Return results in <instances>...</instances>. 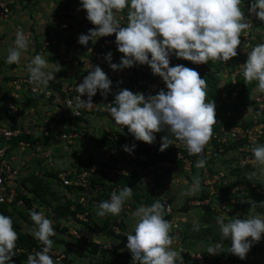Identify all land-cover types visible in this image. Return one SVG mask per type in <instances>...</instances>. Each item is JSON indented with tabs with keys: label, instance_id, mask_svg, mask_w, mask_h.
<instances>
[{
	"label": "clouds",
	"instance_id": "9594fccd",
	"mask_svg": "<svg viewBox=\"0 0 264 264\" xmlns=\"http://www.w3.org/2000/svg\"><path fill=\"white\" fill-rule=\"evenodd\" d=\"M87 20L95 26L87 34L78 37V43L86 46L98 38L115 34L117 51L122 54L119 63H112V53L105 55L113 71L147 65L154 76L163 81L166 91L145 96L121 89L114 100L106 105L116 125L126 127L137 141L151 145L155 134L164 133L159 150L163 152L175 141L182 142L189 155L200 156L197 168L206 166L204 147L213 134L215 104L207 99V81L195 69L183 65L170 67L169 57L174 53L196 65L211 61H229L237 55L241 34L250 30L252 24L242 11V0H80ZM128 8L127 24L122 26L119 13ZM249 14L264 21V0H252ZM259 30V29H257ZM30 38L23 29H17L14 46L8 48L6 63L19 64L28 52ZM243 69L246 82L257 81L256 90L264 93V43L251 46ZM91 52V49H88ZM29 81L38 88L46 89L55 80V74L62 71L58 63H50L42 54L30 58L26 65ZM87 76L75 87L76 95L69 99L68 108L93 107L92 98L99 90L106 98L112 81L99 66L87 65ZM87 100H82V96ZM207 100V102H206ZM248 113L253 109L248 108ZM257 115L259 113H256ZM125 145L129 154L134 150ZM255 163L264 171V144H255L251 149ZM127 176L128 173L122 172ZM255 173H249L253 176ZM200 179L193 177V183L185 194L200 191ZM146 187L145 182L140 185ZM133 196V189L123 187L110 194V200L98 204V216L119 215L124 204ZM254 205H257L253 203ZM259 205L264 206V202ZM36 205L29 210L35 227L32 235L42 244V249L29 254L27 264H56L49 255L54 246L50 237L57 235L53 221L45 210L36 211ZM166 206L156 200L150 206H138L132 213L135 224L126 236V248L131 253L132 264H184L181 250L173 247L171 235L173 225L165 218ZM223 240H230L228 251L241 260L246 258L253 243H258L264 234V214L246 215L243 218L216 216ZM248 238H251L250 240ZM19 235L13 227L11 217L0 214V264H10ZM223 240L210 243L207 252L218 255L225 248Z\"/></svg>",
	"mask_w": 264,
	"mask_h": 264
},
{
	"label": "built area",
	"instance_id": "2783aa9c",
	"mask_svg": "<svg viewBox=\"0 0 264 264\" xmlns=\"http://www.w3.org/2000/svg\"><path fill=\"white\" fill-rule=\"evenodd\" d=\"M11 3L12 0H0V19L9 17ZM119 17L121 25L126 26L124 24L126 16L123 19L121 15ZM68 27L69 25H64L60 28L65 30L69 29ZM72 39L68 36L60 42L55 39L43 42L39 53L44 51L50 54V51L46 50L48 47L59 46L58 50L54 51L57 54L56 57L50 55L45 58L49 59L50 63L59 58V64L61 63V67H64L61 72L55 74V80L50 82L46 89L38 88L29 81V74L26 71L28 62H24L18 68L17 65L9 73L0 69V205L4 206L6 211L12 213L16 219L18 233L28 235L33 239L35 237L31 229L35 225L30 219L29 210L33 208V205H36V211L40 208L45 210L47 218L53 221V227L57 226L55 230L61 232L57 234V237L62 238L57 239L61 247L55 249L53 246L49 253L56 264H65L66 258L70 260V264H74L73 257L89 249L87 244L92 237L96 238L92 242L98 246L99 251L110 256L116 255L128 264H132L131 253L126 248L127 233L120 228L122 218L116 219L109 225L111 233L120 238L99 232L90 233L85 227L88 221V209L98 205L96 197L102 189L97 182L90 185L89 178L97 171L108 177L122 175L125 171L127 173L134 171L139 185L143 181L146 183V189L154 190L153 171L155 168L174 167L165 161L151 164L147 158V155L152 154L160 145L164 133L155 134V142L151 145L137 141L126 127L119 131L122 126L114 123L106 107L114 100L119 86L133 93H143L145 96L155 95L161 89L166 91V87L160 77L149 75L147 65H134L131 68L113 71L100 54L88 45L82 46ZM240 40L241 44L236 49L237 55L231 58L237 63L236 65L246 62L247 52L251 51L248 45L253 46L246 34H241ZM103 44L116 50L115 34L106 37ZM88 49H91V52ZM169 59L177 60L183 65L191 64L195 69L200 68V65L177 59L174 53ZM88 64L99 66L107 74L108 79L112 81L111 90L106 98L102 97L98 90L92 98L94 106L91 108H68L69 99L77 94L75 87L88 74L86 71ZM66 66L68 68H65ZM242 72L241 69V71H235L234 74ZM256 86L257 83L251 86L254 89L249 90L250 97L253 94L252 102L264 106V93L258 92ZM216 89L214 103L218 109L231 102L235 104L239 98V92L234 88L233 81L227 85L217 82ZM81 99L87 100V96H82ZM247 119L248 123L245 125L244 122H237L228 128L221 125L213 132L211 138L218 143H224L228 137L232 138L231 140L255 141V137L261 134L264 127L258 123V119L250 115ZM120 139L124 141L123 146L127 145L131 148L135 145L134 148H140L136 161L137 163L144 162V164L130 163L131 154H125L124 162L121 164L116 161L118 153L124 151L123 147L115 149L108 147L105 143L116 142ZM180 147L186 146L180 141H175L170 146L175 151V159L182 162L181 169L188 172L191 168V160L183 157L178 150ZM49 173L55 174V177H48ZM29 178L41 179L52 190L60 192L62 198L59 203H63L64 200L69 201L68 210L74 212L73 217L53 219L54 203L51 206H45L33 196L28 190L30 188ZM160 201L166 206L165 217H168L167 220L173 225L171 232L173 234L177 230L178 218L167 201ZM123 213H131L128 205H124ZM177 239L174 236L173 245L179 244ZM42 247L40 243L38 251ZM177 250H181V254L185 255L184 264H207L203 252H190L181 248ZM15 252L17 256L21 254L24 256L25 263H27L28 255L33 254L32 251H26L21 247L16 248ZM214 264L233 263L225 257H219Z\"/></svg>",
	"mask_w": 264,
	"mask_h": 264
},
{
	"label": "rangeland",
	"instance_id": "374dc122",
	"mask_svg": "<svg viewBox=\"0 0 264 264\" xmlns=\"http://www.w3.org/2000/svg\"><path fill=\"white\" fill-rule=\"evenodd\" d=\"M251 3L252 0H242V11L245 14V18L249 19L252 24V28L245 30L242 34H246L250 43L255 46L264 43V21L257 19L255 14H249L248 8ZM9 8L11 10L9 17L7 19H0V69L7 73L11 69L16 68L17 65L18 68L24 62L29 63L30 58L36 54H42L44 57H49L50 55L56 57L57 54L54 51L56 49L58 50L59 46L48 47L46 50L50 51V54L44 51L39 53L45 40L55 39L60 42L69 36L70 39L75 38L72 41L78 42V37L81 34H87L90 29L95 28L87 20V14L81 8L80 0H12ZM128 11L129 9L125 8L122 13L118 14L119 16L121 15L122 19L126 16V19H124L125 25L127 24ZM64 25H69V29L63 30L60 28ZM17 29H23L25 34L29 36V50L22 55L20 65L8 64L6 63L7 50L14 46ZM31 38L34 43L31 41ZM87 45L96 51V53L99 50L97 40L95 43L89 41ZM105 51L108 52L109 49ZM115 51L117 52V50ZM60 55L62 56L61 52ZM59 60L57 58L51 62L59 64ZM119 60L118 58V60L111 62L118 64ZM208 64H210L208 68H199L202 74H206L207 72L212 73L217 80L216 82L221 85H227L230 81H233L234 88L239 92V98L235 104L231 102L229 105L219 107V109L223 107L222 121L228 123L222 126L224 128L232 127L237 122L247 124V118L250 115L258 119V123L264 127V106H259L256 102H252L253 94L250 97L249 90L254 89V87L251 88L250 86L248 89L245 88L247 82L244 79L243 72L241 74H234L237 70L241 71L242 68L239 66L244 63L236 65L237 63L230 59L225 62L222 60H210ZM59 65L61 66L62 64L60 63ZM176 65L183 64L177 60L173 64H169L170 67ZM61 68L64 69L63 66ZM150 70L148 67L149 72ZM121 89L125 88L119 86L118 91ZM214 104L215 113L217 114V110L219 109L216 108V103ZM249 107L253 109L251 113L247 111ZM256 113L259 114L257 115ZM263 131L264 128H262L261 134L258 135L259 137L263 136ZM257 137H255V141H247V139L231 140L232 138L230 139L228 137L224 143H218L211 138L208 144L205 145L203 156L206 159V166L204 168H197L195 166V170L193 171L195 173L194 176L200 179L201 190L195 194L189 193L185 203L174 212L178 218L177 223L179 224L177 230L173 233L174 235L171 234L173 237L176 236L178 238L177 241L179 244L173 245L175 249L181 248L190 252L204 251V253H208L207 247L210 243L214 244L223 240L216 222V216L219 214H224L229 217L239 214V218L257 213L264 214V206L259 205L261 202H257L252 196L253 191L255 194H261L264 191V171H261V166L255 163L251 151L255 144H264V139L262 142H259V137ZM124 153L119 152L116 158V161L120 164L124 162V157L126 156ZM127 154L130 155L129 153ZM199 159L195 160V164ZM168 169L170 171L173 169L180 170L181 168H164L159 166L153 171L154 177H157L160 173L168 172L166 171ZM249 173H255V175L249 176ZM185 180L190 182L187 176H185ZM192 183L193 181L188 183V187L185 189L187 193ZM113 191L119 192L118 189L109 191L107 200H110V194ZM55 193L59 196L61 195L60 192ZM138 198L136 200L131 198L132 201L129 200L124 205H128L130 208L136 204L140 205V197ZM88 211L87 226H84L89 229L90 233L93 232L94 234L99 231L98 229L102 223L109 225L114 223L120 215L123 216L122 212L119 215L109 214L103 217L98 216V205L89 207ZM55 231L57 234H61L60 231ZM50 239L54 241L55 249L61 247L57 239L62 238L56 235L50 237ZM248 239L250 240L251 238ZM92 240H96V238L92 237ZM92 240L87 244L89 249H85L84 253H77L73 257L74 264L124 263V260L118 259L116 255L110 256L99 251L98 246ZM223 242L225 248L221 250L218 256L239 259L228 251V248L231 247V241L223 240ZM183 256L185 257V255ZM242 261L245 264H264V234H262L260 242L253 243L246 258Z\"/></svg>",
	"mask_w": 264,
	"mask_h": 264
},
{
	"label": "trees",
	"instance_id": "16d2710c",
	"mask_svg": "<svg viewBox=\"0 0 264 264\" xmlns=\"http://www.w3.org/2000/svg\"><path fill=\"white\" fill-rule=\"evenodd\" d=\"M111 40L113 41V39H111ZM174 62H175L174 60L170 59V64H173ZM183 66L190 68V69H195L192 67L191 64L185 63ZM200 67L201 68H203V67L208 68V67H210V64H201ZM195 70L200 74L201 78H204L207 81V87H208V89L206 90L207 98L209 100H212V101L215 100L216 92H217V89H216V84H217L216 81L217 80H216V78L210 72H207L206 74H202L200 72V69H195ZM133 79H136V77H133ZM255 83H258V82L257 81H253L251 83L247 82L245 84V86H246L245 88L248 89L250 86H253ZM222 108L223 107H221L219 110H217V114L215 116L217 124H215L213 126V132L216 131L221 125L228 124V123H225L224 121H222V118H221V116L223 114ZM262 135L263 136H260L258 138L259 142H262V140L264 139V131H263ZM123 143H124V141L122 139H120L119 141L105 143V144L108 147L119 149V148L123 147ZM159 148H160V145L156 148V150L152 154L147 155V158L151 164H156L158 162L165 161V162L173 165L176 168L180 169L182 167V162L175 159V151L173 149H171L169 147L166 150H164L163 152H161L159 150ZM178 150H179V152H181L183 157L189 158L191 160V168L194 166L195 160L199 159V157H200L197 155H189L186 147H180ZM139 151H140L139 147L134 148V150L131 153L130 163H133V162L137 163L136 155L139 153ZM137 164H144V162H142V163L138 162ZM166 171H169V169ZM54 175L55 174H53V173H49L48 177L53 178V177H55ZM89 181H90V185L97 182L102 187V189H101L102 191H100L96 197V200L98 201V203L107 200L109 191H111L113 189L120 190L125 186L133 189L132 198L134 200L139 199L138 197L142 198V202L140 204L150 206L151 204H153L156 201L155 199H153L149 195V192L147 190L140 188L138 186L139 185L138 178H137L136 173L134 171L128 173L127 176L114 175L111 177H108L107 175L103 174L102 172L97 171L96 174H94L93 176H91L89 178ZM28 182L30 184V188L28 189L29 192L32 193V195L35 196L38 200L43 202L45 206H51V204L54 203V205L52 207V218L53 219H57L60 217H67V216L73 217L74 212H70L68 210V206L70 205V202L67 200H64L63 203H59V201L62 197H60L57 193H55V191L52 190L46 182H43L41 179H38V178H29ZM155 182H156V179H155ZM252 196L257 202H264V191L261 194H255V192L253 191ZM0 214H4V215L12 218L13 227L15 228V230L18 233V225H17L16 219L13 217L12 213L6 211L4 206L0 205ZM165 218L168 219V217H165ZM109 225L106 223H102V225L98 229L99 230L98 232L109 235V236H113L115 238H120V237H118V235H113L111 233V231L109 229ZM120 228L124 229L122 224H120ZM54 229H57V226H54ZM18 235H19V239L17 241L16 248H19V247L24 248L26 251H32L33 254L38 251V246L40 244V242L38 240L33 239L30 236L24 235L21 233H18ZM203 255L206 258L207 264H214L216 262V260L219 257H221L218 255L210 256L208 253H203ZM183 258H185V257H183ZM226 259H228L233 264H236V263L237 264H245V263H243V261L241 259H236L234 257H229ZM64 262H65V264H70V260L68 258H66ZM10 264H27V263L24 262V256L21 254L18 256L17 255L13 256ZM123 264H128V263L126 261H124Z\"/></svg>",
	"mask_w": 264,
	"mask_h": 264
},
{
	"label": "crops",
	"instance_id": "0c3cea01",
	"mask_svg": "<svg viewBox=\"0 0 264 264\" xmlns=\"http://www.w3.org/2000/svg\"><path fill=\"white\" fill-rule=\"evenodd\" d=\"M105 40H106V37H101V38L97 39V44L99 47V50H97V54H100L102 56V58L104 59L105 55L107 53L111 52L112 53L111 61L118 60V58L121 59L122 58L121 53H119L118 51L116 52L115 50H112L103 44V41H105ZM106 49H109V51L106 52L105 51ZM149 75H153L151 70H150ZM206 102H207V100H206ZM213 102H214V100H213ZM121 152H125V151H121ZM124 154H127V153L125 152ZM195 165L196 164H194V166L192 168H190V170L188 172L184 171L182 169H180V170L173 169V170L168 171V172L160 173L157 177H154L155 189L149 190V189L145 188V190H147L149 192V195L153 199L167 201L169 203L170 207L175 211L177 208H180L185 203V200H186L187 195H188V194H185V193H187L185 191V189H186V187H188V183L193 181V177L195 174L193 171L195 170L194 169ZM185 176L188 177L190 182L185 180ZM155 179H156V182H155ZM140 202H142V198H140ZM141 205H143V204L133 205V207L130 208L131 213H129V214H124L123 210H122L121 212L123 213L122 214L123 216L120 215L118 217V218L123 219L122 225H123L124 230L126 231L127 235L132 231V227L136 222L135 218L132 216V213L136 210V208L138 206H141ZM144 206H146V205H144ZM177 225H179V224L177 223ZM200 252L204 253V251H200ZM118 259H122V258L118 257Z\"/></svg>",
	"mask_w": 264,
	"mask_h": 264
}]
</instances>
